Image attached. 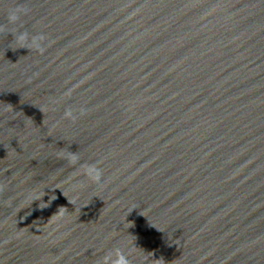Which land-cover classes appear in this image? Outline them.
Masks as SVG:
<instances>
[{"label":"water","instance_id":"water-1","mask_svg":"<svg viewBox=\"0 0 264 264\" xmlns=\"http://www.w3.org/2000/svg\"><path fill=\"white\" fill-rule=\"evenodd\" d=\"M116 250L264 264V0H0V264Z\"/></svg>","mask_w":264,"mask_h":264},{"label":"clouds","instance_id":"clouds-1","mask_svg":"<svg viewBox=\"0 0 264 264\" xmlns=\"http://www.w3.org/2000/svg\"><path fill=\"white\" fill-rule=\"evenodd\" d=\"M17 19V16L15 14H12L10 16V20L15 21ZM17 41L21 43V46H25L26 41V33H21L16 37ZM87 175L93 182H99L100 180V174L95 170V168H88L87 169ZM115 259H112V256L107 257L108 262L111 261V264H130L128 258L119 250H116L115 253Z\"/></svg>","mask_w":264,"mask_h":264}]
</instances>
